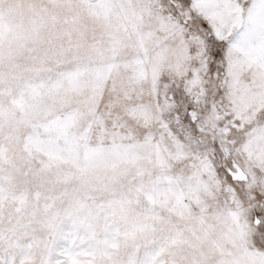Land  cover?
<instances>
[{
  "label": "snow or ice",
  "instance_id": "obj_1",
  "mask_svg": "<svg viewBox=\"0 0 264 264\" xmlns=\"http://www.w3.org/2000/svg\"><path fill=\"white\" fill-rule=\"evenodd\" d=\"M0 264H264V0H0Z\"/></svg>",
  "mask_w": 264,
  "mask_h": 264
}]
</instances>
